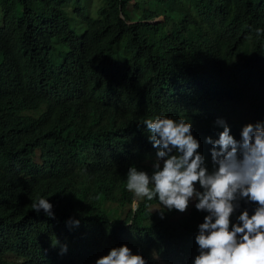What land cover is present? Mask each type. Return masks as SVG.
Here are the masks:
<instances>
[{
  "label": "trees",
  "instance_id": "obj_1",
  "mask_svg": "<svg viewBox=\"0 0 264 264\" xmlns=\"http://www.w3.org/2000/svg\"><path fill=\"white\" fill-rule=\"evenodd\" d=\"M101 1L87 14L81 0H0V264H95L124 245L194 264L209 214L196 200L175 220L158 199L118 215L129 169L151 175L159 159L143 121L191 123L210 172L218 121L237 141L264 123V0H138V15ZM40 198L54 218L33 211ZM237 203L232 225L257 207Z\"/></svg>",
  "mask_w": 264,
  "mask_h": 264
},
{
  "label": "clouds",
  "instance_id": "obj_2",
  "mask_svg": "<svg viewBox=\"0 0 264 264\" xmlns=\"http://www.w3.org/2000/svg\"><path fill=\"white\" fill-rule=\"evenodd\" d=\"M143 123L153 147L159 149V159L151 175L131 167L127 190L138 199H158L169 211L185 212L195 199L196 209L209 213L195 238L199 254L194 264H264V123L246 125L237 141L230 127L218 121L224 129L219 139L208 138L214 145L211 172L198 151L200 143L192 134L191 123L169 117L149 118ZM197 184L203 191L197 190ZM240 199L257 207L252 215L243 211L239 222L232 225ZM52 208L48 199L32 202L33 211L43 210L54 218ZM95 264H146V260L124 245L111 249Z\"/></svg>",
  "mask_w": 264,
  "mask_h": 264
},
{
  "label": "rangeland",
  "instance_id": "obj_3",
  "mask_svg": "<svg viewBox=\"0 0 264 264\" xmlns=\"http://www.w3.org/2000/svg\"><path fill=\"white\" fill-rule=\"evenodd\" d=\"M133 2H131L130 4V12H132V15H138V11L141 9V7H143V2L146 1L147 3V7L150 9V10H154L156 7L157 9H160L161 6L158 4L157 1L155 0H139L141 3H140V8L138 10V8L135 6V2L138 1V0H132ZM102 4V1L101 0H81V5L85 7V9L87 11H85L87 14H95L96 11H97V8H99ZM0 20H1V17H0ZM156 23H161L162 22V17L159 16L155 19ZM71 23H73V25L75 23H78L76 20H73L71 19ZM24 115H28V116H33V117H36L38 116L39 114V111H25L23 113ZM142 199H138L136 198L135 196H133V202L131 205H126L123 209H120L118 210V215L121 217V218H124L125 216V213L127 212L128 209L131 208H136L137 206V203L136 201H141ZM195 199L191 200L190 203H189V207L187 208V210L185 212H178L176 213V215H174L172 217V220H175V219H179L183 216H185L187 213H188V210L190 208V206H192L193 202H194ZM105 207L109 210V209H115V205L114 204H109L107 203L105 205ZM11 259H14L15 261L17 260V258L13 257V256H10ZM19 260V259H18ZM20 261V260H19Z\"/></svg>",
  "mask_w": 264,
  "mask_h": 264
}]
</instances>
